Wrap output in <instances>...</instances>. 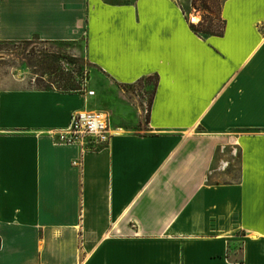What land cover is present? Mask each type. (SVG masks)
<instances>
[{"label":"crops","instance_id":"1","mask_svg":"<svg viewBox=\"0 0 264 264\" xmlns=\"http://www.w3.org/2000/svg\"><path fill=\"white\" fill-rule=\"evenodd\" d=\"M184 2L0 0V41H83L101 88L154 79L146 130L106 112L96 149L56 134L93 95L0 91V264H264V0H223L206 36ZM227 149L237 177L210 180Z\"/></svg>","mask_w":264,"mask_h":264},{"label":"rangeland","instance_id":"2","mask_svg":"<svg viewBox=\"0 0 264 264\" xmlns=\"http://www.w3.org/2000/svg\"><path fill=\"white\" fill-rule=\"evenodd\" d=\"M221 1L185 0L184 10L187 9L199 18L195 21L197 24L202 17H207V20L211 18L214 24H219ZM83 51V41L57 42L38 38L29 41H0V91L58 86L59 82L55 81L53 74L41 70L45 62L53 65L57 63L64 73H72L77 79L80 75L86 74L90 77V73L97 70L87 61ZM56 58H58L57 62ZM50 80L53 81V85L50 84ZM153 85L152 77H144L132 84H111L101 88L88 78L85 80V88L95 91V95L89 98V109L100 108L109 113L114 128L120 127L125 131L141 133L146 130L148 103L152 96ZM92 139L91 136L86 137L83 146L88 148L90 145H95ZM225 153L228 154L226 174H220L218 158L214 163L210 180L217 178L227 181L237 177L240 167L237 158L239 151L231 153L227 149Z\"/></svg>","mask_w":264,"mask_h":264},{"label":"built area","instance_id":"3","mask_svg":"<svg viewBox=\"0 0 264 264\" xmlns=\"http://www.w3.org/2000/svg\"><path fill=\"white\" fill-rule=\"evenodd\" d=\"M85 95H94L92 89H84ZM110 120L108 114L102 109H81L72 111L66 126L59 128L56 132L60 142L79 144L83 148L85 138L93 137L95 145L88 146L96 149L108 143L111 134ZM91 141V142H92Z\"/></svg>","mask_w":264,"mask_h":264},{"label":"trees","instance_id":"4","mask_svg":"<svg viewBox=\"0 0 264 264\" xmlns=\"http://www.w3.org/2000/svg\"><path fill=\"white\" fill-rule=\"evenodd\" d=\"M223 0L220 2L219 5V21L220 23L214 24L212 19L210 18L207 20V17H202V19L199 21L198 24H192L193 30L198 33L201 36L206 35H222L224 33L225 28V19L221 16V5ZM208 7V6H206ZM23 41H29V40H23ZM56 58V62H57ZM42 71H47L48 74H53L55 77V81L59 82L58 86L51 87V86H45L40 89H56L61 92H81L85 89V80L89 78V75H80L79 79L73 76L72 73H64L62 69L56 64H47L45 62L44 66H41ZM50 84L53 85V81L50 80ZM156 84V83H155ZM152 103V96L150 98V101L148 103V112L149 108ZM147 120H148V114H147Z\"/></svg>","mask_w":264,"mask_h":264},{"label":"bare ground","instance_id":"5","mask_svg":"<svg viewBox=\"0 0 264 264\" xmlns=\"http://www.w3.org/2000/svg\"><path fill=\"white\" fill-rule=\"evenodd\" d=\"M191 18H192L193 21H197L198 20V17L195 16V15H193Z\"/></svg>","mask_w":264,"mask_h":264}]
</instances>
